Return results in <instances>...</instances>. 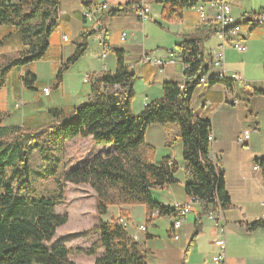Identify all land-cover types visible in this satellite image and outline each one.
I'll return each mask as SVG.
<instances>
[{"label":"trees","instance_id":"obj_1","mask_svg":"<svg viewBox=\"0 0 264 264\" xmlns=\"http://www.w3.org/2000/svg\"><path fill=\"white\" fill-rule=\"evenodd\" d=\"M155 1L163 5L162 15L167 20L179 19L184 8L198 3V0ZM59 6L60 0H0V26L15 27V31L0 40V49L15 37L21 43V49L14 56L3 54L0 59V91L13 67L45 57L52 33L58 27L52 20ZM91 34L88 30L82 35L83 43L59 68L54 88L62 84L64 73L85 52ZM177 48L185 63L183 80L166 82L163 95L146 104L139 115L132 110L135 68L119 48L114 50L116 70L95 75L89 101L68 109L51 108L49 123L35 129L7 126L3 123L7 114L0 110V264H77L71 260L73 255L93 257L92 264H149L148 251L120 223V218L101 219L91 228V232L98 233V238L88 247L58 244L50 249L47 243L69 221L67 214L56 210L66 200L67 183L88 184L94 190L100 217L112 206L122 205H145L148 215L154 210H159L160 216L176 213L171 206L153 198L152 190L176 182L175 174L179 170V165L169 157L155 161V149L146 142L147 130L154 124L178 128L167 144L183 143L189 175L185 191L200 200L202 213L225 211L233 206L220 161L211 157L208 139L211 120L197 115L191 108L192 99L202 84L227 81L207 76L210 64L200 40L186 38ZM21 81L24 88L34 89L37 77L28 72L21 76ZM89 136L97 145L114 146V151L75 164L59 176L56 171L52 177L58 185L56 192L38 196L30 162L32 151L40 152L45 160L51 157L55 143L62 146L71 139ZM126 215L122 211L121 216ZM259 224L264 221L252 227Z\"/></svg>","mask_w":264,"mask_h":264},{"label":"crops","instance_id":"obj_2","mask_svg":"<svg viewBox=\"0 0 264 264\" xmlns=\"http://www.w3.org/2000/svg\"><path fill=\"white\" fill-rule=\"evenodd\" d=\"M106 1L110 8L103 13L102 20L107 24L108 31L102 42L90 30L83 12L94 4ZM139 1L141 0H60L59 7L66 14L52 33L47 54L39 61L13 67L7 84L5 82L0 91V94L5 91L4 97L0 99V110L7 114L3 123L7 126L35 129L51 121V108L68 109L89 101L95 75L102 71L116 70L117 57L114 50L118 48L125 51L127 62L135 68L132 110L135 115H139L146 104L163 95L166 82L183 80L185 63L178 54L177 46L186 38L200 40L210 64L207 76L220 77L227 81L202 84L191 102L194 113L211 120L214 133L212 151L220 161L226 187L233 202V206L224 211V224L227 229L225 264H264V224L252 227V224L260 221L264 213V79L260 77L264 40L260 41L254 51L250 50V46L257 41L256 34L264 35L263 27L250 24L255 13L264 9V0H235L231 3L233 14L242 23V38L247 51L239 52L236 48L227 46L223 68L225 74L221 73L222 68L212 65V52L219 47L222 38L215 33V10L210 5L211 0H198L196 5L184 8L179 19L172 20L163 17V5L153 0L156 2L154 9L159 8L160 13L157 9L154 13L157 16L154 17L151 9L150 18L145 25L140 24L135 16V5ZM143 1L147 4L150 2ZM199 6L206 7L205 18L201 15ZM117 9L122 10L115 14L109 13L110 10ZM159 17L165 25L158 22ZM149 23L158 25L157 30L152 29V38L145 34L146 29H151L147 25ZM3 28L4 35L0 33L2 38L15 31V27L11 25L0 26V30ZM60 29L69 38L68 41H63ZM88 30L92 34L87 38L85 52L64 73L62 84L54 88L59 68L75 54L78 45L83 43L82 35ZM123 33L128 34L125 41H121ZM14 41L15 50L21 49L20 39L15 37ZM107 47L109 50L103 58ZM233 49L241 54L243 61H233ZM145 53L164 58L165 65L160 68L141 63ZM169 53H175L172 62L168 59ZM249 59L252 61H246ZM234 65L244 68L250 65L255 69L257 78L242 84V81L231 76ZM28 72L37 77L35 88L41 91V101L38 103H26L25 100L24 103L23 98H20L26 90L21 76ZM87 76H91L90 81L85 80ZM9 85L12 86L11 89ZM50 87L55 90L51 88L46 95L44 89ZM233 96L239 99L238 103L230 101ZM50 97L52 98L49 99ZM255 128L258 129L251 133L247 143L239 142V137L245 130ZM177 132L176 126L154 124L146 133V142L155 149L156 162L169 157L179 165L175 174L176 182L152 190L154 200L168 206L183 203L189 198L185 191L189 175L183 158V143L177 141L172 145L167 144ZM78 140L92 143L91 149L85 154L76 153L78 162H84L107 151L113 152L115 149L112 145L95 144L91 136L77 137L68 142ZM257 165L259 168L256 169ZM122 211L127 212L125 217L121 216ZM149 216L145 205H122L112 206L101 219L127 220V229L131 235L148 251L149 264H174L181 260H186L188 264H216L212 257L218 251L215 240L219 235L220 222L216 224L207 213L203 214L201 205H196L193 213L183 217V223L177 230L173 229L177 213L153 219ZM141 225H145L147 229L142 230ZM198 228L199 233L195 236ZM176 234L179 235L178 239L174 237Z\"/></svg>","mask_w":264,"mask_h":264},{"label":"rangeland","instance_id":"obj_3","mask_svg":"<svg viewBox=\"0 0 264 264\" xmlns=\"http://www.w3.org/2000/svg\"><path fill=\"white\" fill-rule=\"evenodd\" d=\"M155 3L156 2H154L153 0H150V2L148 3L153 11L152 15L154 17L157 16L154 14L157 9L160 13L159 8L154 9ZM158 22H162V24L165 25L164 21H161L160 17L158 19ZM146 23L147 21H145L143 24H140L145 25ZM147 25H149L151 29H146L145 34L152 38V29L157 30L158 25L155 23H149ZM4 29L5 28L0 30V33L2 35H4ZM59 31L61 32L62 29H60ZM61 33L63 36L64 33ZM156 34L161 36V33H159L158 31H156ZM2 35L0 36V40L3 39ZM256 39L257 41L254 43V45L250 46L251 51H254V49L258 47L260 41L264 40V35L258 33L256 34ZM15 46L16 43L14 39L9 44L3 46L0 49V59L3 54L14 56L18 51L15 50ZM232 51L234 57L233 61H243L241 54L237 50L233 49ZM255 57L257 58V56ZM246 61L252 60L249 59ZM260 61L262 62V59H260ZM231 70L233 71L232 73H236L240 77L242 84L250 82L252 78H257L255 69H252L250 65H248L246 68L234 65ZM10 76L11 74L9 73L6 77V84ZM260 77L261 79H264V67L261 68ZM11 88L12 86L9 85V89ZM50 88H52L53 91L55 90L53 87ZM4 95L5 91L0 94V99H2ZM40 95L41 91L36 88L26 89L25 93L21 95L20 98H23V102L25 100L26 103H38L39 101H41ZM51 98L52 97H50L49 99ZM61 144L62 143H59L58 146L55 143L53 145L54 151L51 157L45 158V160L42 158L40 152L33 150L31 153L30 162L34 171V186L38 196H49L55 193L58 185H55V180L54 178H52L54 177V173L57 171L56 176H59L63 173L64 170H68L73 165L81 163L77 161L78 156H76V153L79 152L85 154L91 149L92 146V143L88 140H78L72 143L64 142L62 146ZM76 148H78V151H75ZM56 210L59 213L67 214L69 217V221L64 226L60 227L57 231L56 237L51 242L47 243V246L50 249L58 244H64L67 247H88L98 238V233H93L90 229L100 223L101 217L96 212V194L88 184L77 185L73 183H67L66 200L63 204L59 205ZM93 259V257L84 255L71 256V260L77 264H92Z\"/></svg>","mask_w":264,"mask_h":264},{"label":"built area","instance_id":"obj_4","mask_svg":"<svg viewBox=\"0 0 264 264\" xmlns=\"http://www.w3.org/2000/svg\"><path fill=\"white\" fill-rule=\"evenodd\" d=\"M235 0H211L210 5L215 10V33L220 35L222 38V42L219 45V47L212 52V65L224 68L225 67V52L228 45L236 48L239 52H246L247 46L243 42V27L242 23L239 21V19L233 14L231 3ZM109 2H103L101 4H94L90 6L89 8L85 9L83 14L85 19L87 20V23H89L90 30L95 33L98 37L101 38L102 42L104 41V37L108 31L107 24L105 21L102 20V15L104 12L109 10ZM199 11L201 15L205 18L206 14V7L199 6ZM151 9L149 5L141 0L136 3L135 5V16L137 18V21L140 23H144L147 21L150 17ZM66 14V12L58 8V11L53 18L54 20H61L63 16ZM251 25H258L264 28V9L258 11L255 13ZM127 33H123L121 35V41H125L127 39ZM63 41H68V37L66 35H63ZM109 47L105 49V52L103 54V58L106 57V53L108 52ZM175 58V53H169L168 59L170 62L173 61ZM165 59L164 58H158L151 56V54L145 53L144 56L141 59V63L143 64H151L153 66L157 67H163L165 65ZM262 64L264 67V46H263V52H262ZM221 73H226V71L223 69ZM231 76L235 79L240 80V77L236 73H231ZM86 81H88V77L86 78ZM201 82H204V78L201 79ZM50 92L49 88L44 89V93L48 95ZM230 101H232L234 104L239 102V99L233 96ZM258 128L255 129H247L245 130L242 135L239 137L240 143H247L248 140L251 137V133L253 131H256ZM210 141L211 146V157L214 161H216L218 158L213 153V143H214V133L213 128L211 129L208 137ZM256 169L259 168L258 165L255 167ZM181 203V202H178ZM182 204V212H176L178 216L174 219L173 222V229L177 230L181 227L183 223V217L193 213L195 206L200 205V200L196 196H189L188 200L181 203ZM209 217L213 220H215L216 224H219V235L215 240V245L218 248V251L213 255V261L216 264H225L226 258H227V229L226 225L224 224V211H210ZM160 216L159 210H154L151 215L149 216L150 219H153L155 217ZM262 221H264V213L260 217ZM120 223L124 225H128V221L121 218ZM140 228L142 230H146L147 227L145 225H141ZM176 239L179 238V235H174ZM174 264H188L186 260H181L179 262H176Z\"/></svg>","mask_w":264,"mask_h":264},{"label":"bare ground","instance_id":"obj_5","mask_svg":"<svg viewBox=\"0 0 264 264\" xmlns=\"http://www.w3.org/2000/svg\"><path fill=\"white\" fill-rule=\"evenodd\" d=\"M150 7V6H149ZM89 8V7H88ZM151 9V8H150ZM263 10V9H262ZM151 13V12H150ZM150 18V17H149ZM57 26H59V24H60V20H54L53 21ZM68 40H69V38H68ZM88 77V81H90L91 80V76H87ZM86 77V78H87ZM86 80V79H85ZM204 81H205V79H204ZM50 89V91H51V88H49ZM50 93V92H49ZM173 209H175V211L176 212H182V204L181 203H174L173 205H170ZM151 215V214H150ZM177 216H178V214H177ZM121 219V218H120ZM124 219V218H123ZM128 224H129V222H128ZM126 226H128V225H126Z\"/></svg>","mask_w":264,"mask_h":264}]
</instances>
